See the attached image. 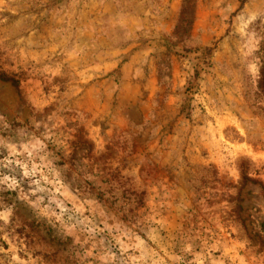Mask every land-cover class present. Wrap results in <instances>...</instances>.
Returning <instances> with one entry per match:
<instances>
[{
	"label": "rangeland",
	"instance_id": "1",
	"mask_svg": "<svg viewBox=\"0 0 264 264\" xmlns=\"http://www.w3.org/2000/svg\"><path fill=\"white\" fill-rule=\"evenodd\" d=\"M0 264H264V0H0Z\"/></svg>",
	"mask_w": 264,
	"mask_h": 264
}]
</instances>
